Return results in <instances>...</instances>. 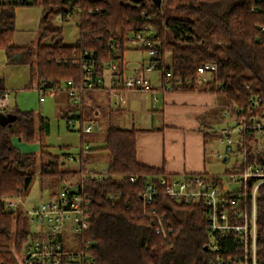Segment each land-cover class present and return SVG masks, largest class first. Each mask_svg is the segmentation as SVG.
Returning <instances> with one entry per match:
<instances>
[{"label":"trees","instance_id":"1","mask_svg":"<svg viewBox=\"0 0 264 264\" xmlns=\"http://www.w3.org/2000/svg\"><path fill=\"white\" fill-rule=\"evenodd\" d=\"M20 1L0 0V50L9 62L34 70L37 88L46 83L65 91L68 81L78 86L88 77L94 86L87 94L98 91L101 86L96 80L105 62L113 61L117 69L112 74V89H120L127 42L143 33L158 52L155 71L161 82L168 73L172 82L179 81L172 90L217 94L235 127L245 124L230 153L240 162L236 160L224 174L239 175L249 165L264 167V128L257 135L255 124L264 114V0ZM30 1L41 7L37 41L34 46H14L13 9L28 6ZM53 15L62 20L75 17L76 44L62 43L61 29L49 23ZM47 38L48 44L43 42ZM110 42H119V49L112 50ZM137 50L148 48L141 44ZM206 63L215 64L216 71L199 79L197 68ZM82 107L71 104L63 116L68 118L72 110L80 109L76 119L81 120ZM113 112L109 110V115ZM48 133L47 119H36L31 111L13 107L0 112V200L22 197L37 167L41 179L64 181L82 175L78 185L89 202L90 228L78 240L91 243L92 264H206L209 240L202 205L171 203L161 194L153 204H143L146 182L173 175L137 162L136 131L106 128L103 150L109 153L110 164L99 175L85 171L82 156L77 171L61 170L59 157L47 151L44 143ZM12 138L27 144L38 142L40 150L22 154L13 147ZM259 143L261 148L256 149ZM129 177L137 183L132 184ZM211 178L221 181L219 176ZM256 182L257 178H251L244 186L239 203L244 213L250 212ZM255 211L256 264H264V183L256 189ZM156 217L164 234L157 232ZM35 236L21 211L3 212L0 205V264H17Z\"/></svg>","mask_w":264,"mask_h":264},{"label":"built area","instance_id":"2","mask_svg":"<svg viewBox=\"0 0 264 264\" xmlns=\"http://www.w3.org/2000/svg\"><path fill=\"white\" fill-rule=\"evenodd\" d=\"M143 30L151 31V27H144ZM261 31H264V27ZM130 39L148 48L150 59L144 71L147 73L155 71L158 52L154 49L153 43L143 33H137ZM109 46L112 50H118L120 44L110 42ZM116 66L113 61H107L104 69L110 70L113 74L117 69ZM215 71L216 65L213 63H206L197 68L199 79H204L208 73ZM101 83L102 76L96 80L98 86H102ZM161 83L160 89L167 92L172 91L179 81L172 82L170 74L167 73ZM93 86L94 84L86 77V81L78 86L68 81L65 92L73 106H80L82 98L93 89ZM120 86L127 91L152 89L149 80L142 76L123 78ZM37 89L40 93V102L43 101L44 94L60 91L56 87L47 86L46 83H42ZM8 101L9 93L0 89V112L7 109ZM76 110L70 112L67 118L68 125L73 126L77 122ZM228 115L229 110L226 109L223 116ZM255 124L259 135L260 129L264 128V114L255 120ZM245 128V124H239L235 128H225L218 134V141L226 146L227 157L230 156L232 146L237 143V140H232L231 134H237ZM91 131L90 125L82 130L83 133ZM251 178H257V182L251 191L250 212L244 213V207L239 203L244 198V186ZM97 179L100 180L101 176ZM220 180L219 182L211 177L192 174L160 177L146 182L141 199L147 206L153 204L155 198L161 194L171 203L202 205L206 210L205 224L209 240L206 247L209 252L206 264H256L255 199L256 189L264 183V167L249 165L239 175L228 174L230 187L232 182H238L239 186L235 190L225 189L222 178ZM129 181L134 185L137 183L134 177H129ZM240 186L243 187L242 191ZM0 205L3 212L16 214L21 211L28 225L35 227L36 236L28 242L22 255L17 258V264H92L94 257L91 243L78 240V236L90 228L89 202L80 186L72 189L68 185H63L55 194L37 206L25 207L21 197L2 198ZM156 222L157 232L164 234L161 220L156 217ZM228 240L229 244L226 243Z\"/></svg>","mask_w":264,"mask_h":264},{"label":"rangeland","instance_id":"3","mask_svg":"<svg viewBox=\"0 0 264 264\" xmlns=\"http://www.w3.org/2000/svg\"><path fill=\"white\" fill-rule=\"evenodd\" d=\"M13 12L12 44L14 46H34L40 29V5H33L30 1V5L16 7L13 9ZM49 23L52 26L61 29V39L64 45L76 44L78 28L74 16L62 20L60 16L53 15L49 18ZM43 42L46 44L50 43V38L45 39ZM140 45V43L134 40L127 42L126 46L134 48V51H128V53L125 54L127 58L123 63V71L127 76L134 72H145L144 68L147 66L150 56L148 51L137 50ZM149 73L150 77L159 76V72L157 71ZM0 80L1 87L9 93V108L16 107L21 111H31L36 119L39 116L47 119L49 133L45 136L44 143L48 146L49 152L52 155L59 157L61 170L77 171L81 165V149H84V147L87 146L89 150L82 155L85 171L89 172L91 175H99L105 171L110 164V155L106 150H103L105 145V128L108 126L126 128L130 121L128 118L129 115L115 113L112 117H98L95 118L94 121L90 120V115L86 110L83 114V126L81 129L83 130L86 126L90 125L92 131L87 134L83 133L82 130L80 131L78 128V123L75 122V126L68 125L67 121L60 116L59 111L61 109L63 110V108H68V99L64 91L57 92L55 96L46 93L43 96V98H45L44 101L40 102V93L37 89V80L34 76V70L25 64L9 62L1 50ZM101 98L102 99L99 103H104L105 105L107 103L105 96H101ZM116 99L115 96H111V106ZM111 109L116 110L117 108L113 105L110 109L107 108L106 111L109 112ZM218 122L219 125L213 126L215 129L224 127L226 124H229L230 126L234 125V120H230V118ZM216 132H218V130H216ZM215 138H217V136ZM231 138L232 140H236L237 134L232 133ZM255 148L260 149L261 144L259 143ZM233 149L234 146H232V150ZM208 150L214 159L212 162L213 172L222 178L224 188L229 190H235L238 188V182H232L231 187L229 186L228 175L224 174V171L225 168H231L236 160L240 162V159L235 156H230L228 161L224 162L225 148L224 145L218 141L208 144ZM64 155L72 157V161H66ZM218 155L222 158L220 159ZM76 182L77 178L72 176L67 177L64 181L50 178L41 179L38 176L37 167L34 170V176L31 183L21 197L22 203L25 207L37 206L56 193L63 185H68L72 189H75L77 185ZM28 228L31 232H34L35 230L34 225H28Z\"/></svg>","mask_w":264,"mask_h":264},{"label":"crops","instance_id":"4","mask_svg":"<svg viewBox=\"0 0 264 264\" xmlns=\"http://www.w3.org/2000/svg\"><path fill=\"white\" fill-rule=\"evenodd\" d=\"M127 48L129 49L128 51H134L133 47L127 46ZM128 51L123 55L122 79L128 76H142L151 82L152 89L149 91H127L123 88L112 89V73L110 70L104 69L101 89L86 93L82 98L83 104L79 106V108L82 105L84 107V110L83 107L81 108L83 110L82 114L87 110L90 120L94 121L98 117H112L115 113L129 115L130 121L127 127L120 129H133L136 131V160L143 166L162 169L165 174L173 176L203 174L207 177H218L219 175L214 173L212 169L214 159L208 150V144L218 141L220 131L236 126L234 123L233 126L226 124V126L218 129L213 127L214 125H219L218 121L230 118L222 116L225 111V107L222 106L223 99L219 95L212 93L184 92L180 90L162 91L160 89L162 84L160 76L150 77V73L147 72H134L131 75H125L123 63L127 58L125 54ZM0 88L5 90L1 87V80ZM64 93L68 99V108H63L59 112L60 116L67 121L63 113L71 109V103L68 94L65 91ZM55 94L57 92L50 93V95L54 96ZM101 96H105L107 102L105 105L104 103H99L102 99ZM111 96L117 98L113 104L117 109L113 110L112 115H109L106 110L113 106L110 103ZM12 108L7 106L9 110ZM79 110H76L77 114ZM230 120L234 119L230 118ZM76 123H78V128L81 131L83 115L82 119L77 120ZM216 136L217 138H215ZM11 142L13 147L22 154L37 153L40 150L38 142L27 144L19 142L16 138H12ZM223 145L225 148L224 162H227L228 158L230 156L234 157V155L227 157L226 146L225 144ZM86 147L81 149L80 157L89 150L88 147L85 150ZM218 157L222 158L220 155ZM64 158L66 161H72V157L68 155H64ZM67 158H70V160ZM73 177L77 178V188L82 180V175Z\"/></svg>","mask_w":264,"mask_h":264},{"label":"water","instance_id":"5","mask_svg":"<svg viewBox=\"0 0 264 264\" xmlns=\"http://www.w3.org/2000/svg\"><path fill=\"white\" fill-rule=\"evenodd\" d=\"M158 1V0H157ZM78 188H79V186H78ZM205 251H206V248H205Z\"/></svg>","mask_w":264,"mask_h":264}]
</instances>
